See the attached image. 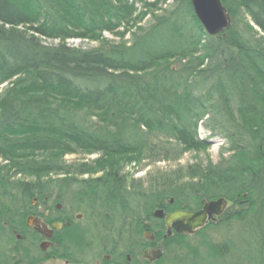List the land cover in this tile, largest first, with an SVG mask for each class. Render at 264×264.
I'll return each mask as SVG.
<instances>
[{"label":"trees","instance_id":"16d2710c","mask_svg":"<svg viewBox=\"0 0 264 264\" xmlns=\"http://www.w3.org/2000/svg\"><path fill=\"white\" fill-rule=\"evenodd\" d=\"M220 2L230 25L209 35L190 0H0V264L31 200L66 192L113 225L223 197L199 245L179 248H228L211 234L236 226L240 264H264V0ZM199 126L225 137L226 157L128 179L132 162L205 151Z\"/></svg>","mask_w":264,"mask_h":264},{"label":"flooded vegetation","instance_id":"af4514ba","mask_svg":"<svg viewBox=\"0 0 264 264\" xmlns=\"http://www.w3.org/2000/svg\"><path fill=\"white\" fill-rule=\"evenodd\" d=\"M68 194L64 193L62 198L71 203L70 207L64 205L67 203L63 199L53 202L54 198L47 201L44 197L45 201L40 203L36 198L31 200V206L37 210L31 207L27 216L36 217L37 224L25 223V233L14 232L15 239L8 244L9 255L3 264H240V249L235 248L234 239L220 240L218 244L228 248L216 251L181 249V237L199 245L196 232L201 227L190 233L177 232L172 222L165 223V216H153L154 210L150 218L141 216L115 227L108 216L98 219L81 210L74 213L79 203L71 202ZM172 203L170 200L169 204ZM201 208L202 204L198 208L161 209L167 215L177 210L195 212ZM217 218L213 215L206 222L216 223Z\"/></svg>","mask_w":264,"mask_h":264},{"label":"rangeland","instance_id":"374dc122","mask_svg":"<svg viewBox=\"0 0 264 264\" xmlns=\"http://www.w3.org/2000/svg\"><path fill=\"white\" fill-rule=\"evenodd\" d=\"M172 0H167V2H171ZM103 36H106L107 38H114L111 34H104ZM124 38H128V34L125 35ZM56 43V40H50L47 39L46 43ZM66 42L70 45V46H76V47H82V48H87L90 46H94L96 44L95 41H90V40H86V39H79V38H70L67 39ZM198 135L201 138H204L206 136H209L208 138V142H209V147L206 148L205 151H199V152H185L183 153L181 156H179V158L177 159H169V160H160V161H149L148 159H144L142 161H140V163H130L127 164L124 167V173L127 174V177L129 180H133V183H138V182H142V186L145 187L147 185V183L149 181H151L153 178H159L161 176V174H165V172H169L170 174L176 169V168H180L183 167L185 165H190V164H194L195 162L198 163H202L204 164L207 160H211L212 162L217 161L221 156L226 157L227 156V152L224 150V148L226 147V139L225 137H223L220 134L217 135H209V132L203 128V126H199L197 129ZM95 156H97L96 153L94 154H90V155H84V154H67L64 156V160L66 162H71V161H85V160H90L92 158H94ZM26 179H32L30 177H27ZM137 180H139L137 182ZM64 200V199H63ZM65 203L66 199L64 200ZM73 202V201H71ZM71 203H67L64 205H67L68 207L72 206L70 205ZM132 206L136 209L135 213L137 214L139 212V206H137V204L135 203V201L132 202ZM74 213L79 212V209L76 208L75 211H73ZM137 217H141V215H138ZM130 221L132 219H129ZM119 223V222H118ZM116 222V224H114L115 227L119 226L120 224H118ZM214 225L215 222H212ZM210 225V226H212ZM212 229L211 227L208 228L207 232L211 233ZM237 227L234 226L233 228L230 229V231L225 232V229L219 228L217 229L216 234H211V237L214 241L219 242L220 240H224V241H230L232 239L235 240V235L237 234ZM5 240V239H4ZM13 243V241L10 242V244ZM4 247H8L7 246V242L6 244H4ZM242 249V248H241ZM240 249V254L242 255V251L245 250V248H243L242 250ZM247 251V250H246ZM51 264H61V263H51Z\"/></svg>","mask_w":264,"mask_h":264},{"label":"water","instance_id":"95a60500","mask_svg":"<svg viewBox=\"0 0 264 264\" xmlns=\"http://www.w3.org/2000/svg\"><path fill=\"white\" fill-rule=\"evenodd\" d=\"M190 3L195 16L207 34L215 35L229 27L230 16L220 0H190ZM226 204V199L219 197L209 201L202 200V208L195 212L177 210L164 215L163 210L157 208L152 214L158 218L165 216V223L169 224L172 222V226L177 232L190 233L194 229L203 226L206 220L213 215H220ZM36 220L34 216H27L25 223L26 225L37 224Z\"/></svg>","mask_w":264,"mask_h":264},{"label":"built area","instance_id":"2783aa9c","mask_svg":"<svg viewBox=\"0 0 264 264\" xmlns=\"http://www.w3.org/2000/svg\"><path fill=\"white\" fill-rule=\"evenodd\" d=\"M106 34V33H105ZM107 35V34H106Z\"/></svg>","mask_w":264,"mask_h":264}]
</instances>
